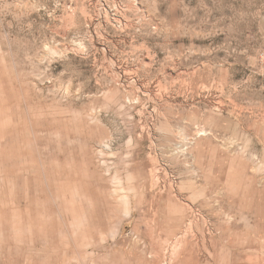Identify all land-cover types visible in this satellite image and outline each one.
I'll use <instances>...</instances> for the list:
<instances>
[{"label":"rangeland","instance_id":"1","mask_svg":"<svg viewBox=\"0 0 264 264\" xmlns=\"http://www.w3.org/2000/svg\"><path fill=\"white\" fill-rule=\"evenodd\" d=\"M0 264H264V0H0Z\"/></svg>","mask_w":264,"mask_h":264}]
</instances>
